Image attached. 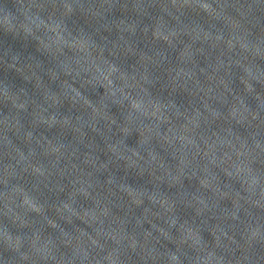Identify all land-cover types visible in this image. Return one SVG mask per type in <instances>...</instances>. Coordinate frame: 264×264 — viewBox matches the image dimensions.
Here are the masks:
<instances>
[{
    "label": "clouds",
    "instance_id": "1",
    "mask_svg": "<svg viewBox=\"0 0 264 264\" xmlns=\"http://www.w3.org/2000/svg\"><path fill=\"white\" fill-rule=\"evenodd\" d=\"M0 4V35L21 44L19 50L0 47V113L11 112L24 125L26 141L55 136L61 144L71 143L72 132L87 138L91 131L106 149L99 153L94 182L84 190L64 187L54 208L49 207L53 198L45 201L38 190L42 165L21 168L13 176L14 188L6 192L0 216L5 230L0 264H57L42 254L30 221L46 216V231H64L61 213L70 211L77 197L93 206L99 200L101 206L102 219L95 221L101 231L75 216L79 235L87 236L93 250L83 249L88 264H211L213 257L219 264H264V81L253 75L264 71V0H160L140 18L138 30L126 34L110 24L111 17L122 18L124 0L104 16L89 10L100 6L98 0ZM122 35L136 41L138 52L145 49L142 35L155 42L149 64L111 51ZM185 49L191 58L181 60ZM182 74H188L191 85L179 79ZM65 89L70 95L61 99ZM46 92L53 94L50 105ZM43 113H49L47 118ZM96 117L108 125L103 130L108 137L121 138L124 152L117 155L114 139L105 143L98 123L67 131ZM25 150L36 158L43 154L27 145ZM212 177L231 185L238 197L220 201L236 209L230 215L214 210L200 195H215ZM154 191L163 198L152 196ZM137 192L149 195L138 198ZM110 217L123 221V236L104 235ZM221 235L227 251L221 250Z\"/></svg>",
    "mask_w": 264,
    "mask_h": 264
}]
</instances>
